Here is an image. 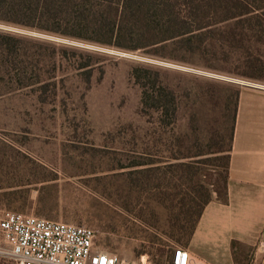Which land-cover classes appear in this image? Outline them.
<instances>
[{"label":"rangeland","instance_id":"1","mask_svg":"<svg viewBox=\"0 0 264 264\" xmlns=\"http://www.w3.org/2000/svg\"><path fill=\"white\" fill-rule=\"evenodd\" d=\"M0 32L49 45L41 84L15 91L0 85V186L33 183L9 203L0 191V218L14 212L85 226L99 251L172 264L175 250L186 248L170 221L173 187L181 189L191 161L184 157L215 151L222 138L228 143L235 90L264 85V78L230 74L244 72L239 52L229 59L221 51L215 59L164 52L177 60L169 61L2 23ZM136 66L157 70L176 92V123L142 106L131 76ZM214 156L192 161L204 171ZM144 160L147 166H131ZM0 264L11 263L0 257Z\"/></svg>","mask_w":264,"mask_h":264},{"label":"trees","instance_id":"2","mask_svg":"<svg viewBox=\"0 0 264 264\" xmlns=\"http://www.w3.org/2000/svg\"><path fill=\"white\" fill-rule=\"evenodd\" d=\"M0 23L125 52L146 50L152 57L169 61L177 60L164 52L214 59L220 51L226 59L239 52L244 72L230 74L251 81L264 78V55L260 50L264 47V0H0ZM48 46L28 36L0 32V85L15 91L41 84L40 71L47 62ZM131 76L141 86L142 106L159 112L164 122L176 123V92L160 83L158 71L136 66ZM239 90H235L228 143L220 135L217 150L185 156L191 161L179 176L181 189L177 190L176 184L173 187L175 202L171 200L170 209L175 212L170 221L183 234L186 247L214 195L223 203L227 201ZM212 154L213 165L208 160L203 163L213 168L202 171L192 161ZM148 164L144 160L131 166ZM32 184L27 181L0 186V191L9 203ZM170 188L171 184L167 190Z\"/></svg>","mask_w":264,"mask_h":264},{"label":"crops","instance_id":"3","mask_svg":"<svg viewBox=\"0 0 264 264\" xmlns=\"http://www.w3.org/2000/svg\"><path fill=\"white\" fill-rule=\"evenodd\" d=\"M239 87L227 201L205 207L187 264H264V85Z\"/></svg>","mask_w":264,"mask_h":264},{"label":"built area","instance_id":"4","mask_svg":"<svg viewBox=\"0 0 264 264\" xmlns=\"http://www.w3.org/2000/svg\"><path fill=\"white\" fill-rule=\"evenodd\" d=\"M95 231L85 226L7 212L0 218V257L11 264H147L99 251ZM264 250V238L259 242ZM188 252L177 248L172 264H187Z\"/></svg>","mask_w":264,"mask_h":264}]
</instances>
